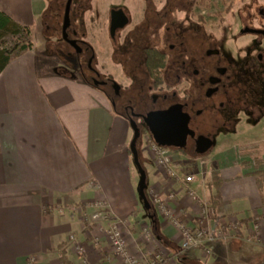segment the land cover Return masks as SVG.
I'll list each match as a JSON object with an SVG mask.
<instances>
[{
  "label": "crops",
  "instance_id": "0c3cea01",
  "mask_svg": "<svg viewBox=\"0 0 264 264\" xmlns=\"http://www.w3.org/2000/svg\"><path fill=\"white\" fill-rule=\"evenodd\" d=\"M53 1L0 0L1 12L30 28L33 44L0 73V264H28L32 257L41 264H64L63 257L67 264H123L90 219L100 200L115 220L128 224L132 255L163 251L179 264H264L260 106L252 109L253 119L238 124L234 140L222 145L234 143V154L231 147L217 150L223 141L213 151H173L181 179L168 177L154 162L149 144L137 138L132 148L133 125L112 107L102 87L69 65L48 63L55 54L45 53L47 60L40 61L33 31L43 32ZM187 176L193 182L187 183ZM188 187L210 207L208 218ZM152 188L190 227L223 230L227 238L214 243L210 254L203 248L181 251L182 235L151 200ZM256 216L262 228L253 238ZM144 226L153 230L154 241H146ZM71 235L84 244L83 255Z\"/></svg>",
  "mask_w": 264,
  "mask_h": 264
},
{
  "label": "flooded vegetation",
  "instance_id": "af4514ba",
  "mask_svg": "<svg viewBox=\"0 0 264 264\" xmlns=\"http://www.w3.org/2000/svg\"><path fill=\"white\" fill-rule=\"evenodd\" d=\"M187 2L188 7L184 0H119L118 5L111 4L109 39L113 53L107 57L110 64L103 63L102 68L93 65L98 57L93 47L75 38L74 31L72 37L67 36L70 16L64 33L66 4L62 42L72 49L79 74L87 78V69L95 80L107 76L105 85L92 83L105 86L112 107L133 125L141 143L155 142L193 155L213 151L219 142L232 140L238 124L254 118L252 109L260 106V114L264 113V103L250 104L244 90L259 82L257 61L264 59L257 51V42H250L257 51L256 60L246 55L242 63L224 52L218 36L221 29H207L202 11L190 22L195 9L191 0ZM263 13L261 8L258 14L263 17ZM253 15L258 20L249 14L241 21L239 35L264 37V19ZM207 38L212 45L205 49ZM141 41L146 45L141 47ZM158 54L165 59L164 68L157 65ZM138 74L149 78L148 82L137 83ZM244 75L248 76L246 83Z\"/></svg>",
  "mask_w": 264,
  "mask_h": 264
},
{
  "label": "rangeland",
  "instance_id": "374dc122",
  "mask_svg": "<svg viewBox=\"0 0 264 264\" xmlns=\"http://www.w3.org/2000/svg\"><path fill=\"white\" fill-rule=\"evenodd\" d=\"M66 1L67 0H54L53 2H50V7L47 11L48 16L46 14L47 16L46 22H44V25L46 24L45 25L46 27L44 28L43 32L41 30L33 31V35H34L33 40L34 42H36V46H37L36 48L41 62L42 60L43 61L47 60V58L44 55L45 53L55 54L56 57H53L52 60L48 59L49 60L48 63L61 64L64 66L65 69H68V65H69L70 66L69 68H71L77 75H79L77 71L78 66L73 62V57L71 56V53L73 52L72 49L68 47L67 43H65L64 41L62 42L63 40L62 18L64 15L63 8L65 7ZM173 1L177 3L179 0H173ZM118 2L119 0H74V3L72 4L71 13H70L71 24L68 26L67 36L69 38L72 37L71 35L72 32L74 31L76 32L75 38L77 39L79 38L84 42H86L91 47H93L98 56L97 62L93 63V65L98 66L99 68H102L103 63L108 64L110 62L109 61L106 63V61H108L107 57L111 56V54L113 53L112 43L109 39L108 7H111V4H115L116 6L118 5ZM184 2H185L184 6L188 7L189 2H187V0H184ZM191 2H192V8H194L195 10L190 18V22H194L195 20H197L198 15L200 16V11L205 13L204 18L206 20L205 22L207 24V29L209 30L214 28L221 29L219 31L218 36L221 39V44H222L221 48L224 50V52H226L229 55H234V58L238 62L242 61V63L244 62L243 58L246 57V55H251L256 60L257 51L260 52V57H263L264 59V37L257 35H248V36L239 35L241 30V21L245 20L249 14L252 15L253 19L255 18L253 15L255 13L257 16L261 17L259 18V20L264 19V13H263V17L261 14H258L260 12V9L264 8V0H191ZM60 4L63 7H61ZM78 4H81V7H78L79 6ZM159 5H162V2H160ZM136 6H138V4H136ZM139 6L141 5L139 4ZM53 16L55 17L53 21L54 22L56 21L55 23L56 25L53 24L56 31L49 24L50 22H52V18H54ZM256 20L255 22L257 24L258 22ZM261 27L264 28V22L262 23ZM140 30L144 31L142 28H140ZM191 34H193V32ZM47 39H53V41L49 42ZM192 39L193 38H191V40ZM28 40L29 38L25 33H21L18 35L8 34L4 36L2 40H0V47L3 48L4 50H7L8 52L9 50H13V52L16 55H18L19 53L22 52L23 46L28 44L29 42ZM250 42H257L260 44V46L257 48V51L255 50L254 46L251 47L252 43ZM140 44L142 47L143 45H146V42L141 41ZM191 45H193V42H191ZM211 45L212 43H210L209 39L207 38L206 45L204 48L207 49ZM233 45H234V49H233ZM14 46L15 48H13ZM133 65H136V62H134ZM257 66H258L257 69L258 73L256 72L255 75L258 76L257 79L259 82H257L256 85L251 83L248 86V89L247 87H245L244 90L248 92L247 99L250 100L249 101L250 104H254L258 102L261 105V103H264V80H263L264 61L258 59ZM86 71H87L86 76L89 81L91 82L97 81L103 85H105V83L107 82V76H102V78H98L97 80H95L93 74H91L87 69ZM250 74H252V72ZM138 75H140V77L137 79V83L141 85V83L148 82L149 78L142 76L141 74ZM243 78H244L242 79L243 82L246 83L247 82L246 78H248V76L244 75ZM102 88H105V86L104 87L102 86ZM233 140H228V141L232 142ZM226 141L227 140H224L220 144L217 150H225L226 148L231 147L230 152L234 154V143L232 146H228V147L222 146L225 143H229ZM244 150L246 151L247 149ZM172 153L174 154L173 151ZM174 162H175V157H174ZM67 211H68L67 208H64V212ZM85 214H87V212L82 213V217L84 219L86 218ZM71 237H73L75 241L71 240ZM71 237H70V242L71 243L73 242L76 248L75 242L78 243L81 242L78 240V238L75 235H71ZM82 245L84 246V244ZM164 254L169 257L167 258L170 261H172V263L179 264L177 258H173L167 253Z\"/></svg>",
  "mask_w": 264,
  "mask_h": 264
},
{
  "label": "built area",
  "instance_id": "2783aa9c",
  "mask_svg": "<svg viewBox=\"0 0 264 264\" xmlns=\"http://www.w3.org/2000/svg\"><path fill=\"white\" fill-rule=\"evenodd\" d=\"M148 150L154 159L156 165L170 178L175 180L181 179L180 172L174 166V154L168 147L160 146L155 142H151ZM193 176L185 177L187 183L193 182ZM189 196L199 202L203 208V217L208 218L210 214V207L203 201L195 190L188 187ZM151 200L157 204L160 212L171 221L173 226L179 230L183 238L181 251L185 252L191 249L203 248L205 254H210L214 243L219 240L226 239V234L223 230L214 232L211 227L201 226L197 228L190 227L182 219L175 216L169 202L163 201L156 188L150 189ZM170 200L175 199V195H170ZM105 201H98L94 204L97 209L91 214L90 219L99 225L104 232L113 254L116 258L122 261L123 264H174L170 261L163 251L159 252H144L140 251L139 255H132L129 251L126 234L129 231V226L122 220H115L112 214L108 211ZM63 211V209H61ZM233 225H239L238 220H234ZM262 228V221L259 216H256L253 225V238H255ZM143 234L146 241H154L156 239L153 230L149 226L143 227ZM71 240L75 241L73 237ZM73 243V242H72ZM76 249L80 254L85 252V248L81 243L75 242ZM95 247H99V242L95 241ZM168 257V258H167ZM173 259V258H170ZM175 261V260H173ZM28 264H41L36 257L30 258Z\"/></svg>",
  "mask_w": 264,
  "mask_h": 264
},
{
  "label": "trees",
  "instance_id": "16d2710c",
  "mask_svg": "<svg viewBox=\"0 0 264 264\" xmlns=\"http://www.w3.org/2000/svg\"><path fill=\"white\" fill-rule=\"evenodd\" d=\"M60 6H61V4H60ZM61 7H63V6H61ZM64 9H65V7L63 8V10ZM53 19H55V17L52 18V22H50L49 24L54 28L53 24L56 25L55 24L56 21L54 22ZM54 30L56 31L55 28H54ZM21 33H25L27 35V37L29 38L28 44L24 45L22 48V52H23L25 50L31 49L33 46L30 28L17 24L9 16H7L6 14H4L3 12L0 11V40H2L4 38V36H6L8 34L18 35ZM47 36H49V35H47ZM13 48H15V46ZM16 56L17 55L13 52V50H9V52H8L7 50H4L3 48L0 47V73L7 67V65ZM158 58H159L158 64H157L158 67L164 68L165 63H166L164 57L162 55L158 54ZM158 79L161 80V77L158 76ZM89 82L92 83L91 81H89ZM92 85H94V84L92 83ZM63 261H64V264H67L66 257H63Z\"/></svg>",
  "mask_w": 264,
  "mask_h": 264
},
{
  "label": "water",
  "instance_id": "95a60500",
  "mask_svg": "<svg viewBox=\"0 0 264 264\" xmlns=\"http://www.w3.org/2000/svg\"><path fill=\"white\" fill-rule=\"evenodd\" d=\"M72 2H73V0H68L67 1V4H66L65 21H64V23H65L64 33L66 31V26H67V23H68V20H69ZM136 142H137V135H135V138H134V141H133V145H132V148L133 149H134V145H135ZM160 146H163V145H160ZM164 147H166V146H164ZM135 154H137L136 151H135ZM143 177H144V175H143ZM142 186H143V190H145L146 189L145 181L143 182V185Z\"/></svg>",
  "mask_w": 264,
  "mask_h": 264
}]
</instances>
